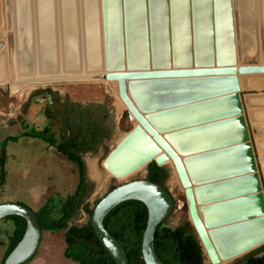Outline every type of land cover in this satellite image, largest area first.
I'll use <instances>...</instances> for the list:
<instances>
[{"label":"water","instance_id":"1","mask_svg":"<svg viewBox=\"0 0 264 264\" xmlns=\"http://www.w3.org/2000/svg\"><path fill=\"white\" fill-rule=\"evenodd\" d=\"M154 1L156 0H141L140 22L143 30L141 37H138L133 34L132 30H122V28H125L122 20L123 17L126 28H131V22L126 18L128 8V2H126V0H100L101 26L100 32L97 34L98 49L96 50L99 61L100 58H102L99 62L101 65L98 66L100 67V70H96L95 74L89 75L88 78L81 77L79 79H69L67 76L58 74L56 70H51L50 75L52 76H47L49 77L48 80L41 81L40 83L37 82L38 84L35 85H52L63 82H107L113 83L117 86L119 98L138 124V127L136 126V128L140 127V129H142L150 137V139L154 141L155 145L159 146L160 149L164 151L165 157L162 158L168 157L171 159V167L181 185V188L183 189L187 202L189 222L193 227L197 240L202 247V252H205L210 264H221L217 253L213 248L211 240L206 233L205 229L208 225L206 226L205 223H202L197 209L194 185L201 186L203 181L201 178H195L197 174L189 171L187 165V163H189L190 156L193 153H197L202 146L190 144L189 146L187 145L184 147V152L181 153L182 155L177 154L159 134V130L163 128H157L155 123L158 122L156 121L157 119L162 120L165 122L164 125H170V127L167 128L170 129L175 127V122H173L172 118L176 116L178 117V121H180L176 122L178 127H182L183 125H192L191 127L194 128L201 123V128H195L194 131L189 129V131H187L201 135L204 134L207 129L211 130L219 127L223 128V125L227 122L236 125L235 122H237L241 133L239 138L235 139L231 145L225 147L223 145L227 140L224 141V139H222L216 144L209 141L207 146H205L206 149H210V147L220 148L221 145L224 148L216 149L217 152H215L216 150L212 151L214 149H211V152L215 153L206 152L205 156H213L214 159H218L221 154L230 155L233 152L232 145L238 144L239 146L237 145V149L246 154L247 160L249 161L246 170L234 171L224 169L225 172L219 173V175H221L220 177L230 175L234 178L241 179L244 178L246 173L251 171L252 173L248 175V177L254 180L253 191L255 190V195L259 198L261 211H264L263 191L260 179L256 174L257 168L255 160L250 158L249 154L251 155L252 151L250 148L249 151L247 144H244L245 141H248L247 135L243 130V124H245L244 118H239V120L232 118L234 114L241 111L240 107L238 108V106H236L232 98H238V92L240 91L236 79L237 76L241 78L242 86L246 89L248 88V82L246 80L242 81L243 78L248 76H264V59L261 60L259 58L258 40L256 39V36L259 33L257 17L261 15L262 11V7L258 6V2L260 3L262 0H251V3L248 4L249 6L247 5V9L251 10L253 15V22L251 24L252 29L250 31L241 29L240 17L238 14V0H230V5L228 0V7L227 2L225 3L226 0H223V5L220 4L221 1L218 2L217 0H158L157 4H155ZM110 4H113L117 8H115L118 23V38L116 39V42L118 43L119 41L121 47L120 56H117L114 59L109 55L110 46L107 33V13ZM258 8L259 12H257ZM229 10L230 17L228 14L226 24H228L231 29H227V27L225 25L224 26L227 31L231 33L234 31L236 33V42H231L230 45H227V53L222 54L225 60L221 56V58H218L217 63H215L213 62V59L214 55L217 53V49H215L214 40L210 37L213 34V30H215L214 27L216 26V18L219 13L222 11L223 14H227L229 13ZM123 13H125V16ZM232 24H235V26L233 27ZM158 29L160 35L163 34L162 43L156 41ZM260 31L262 32L261 25ZM242 34H251L252 44L248 49L249 51H247V53H249L247 57L245 56L243 62L239 61L240 63L237 64L233 61H235V58L239 59V38ZM134 35L138 37L140 42L144 43V46L146 47L144 48V51H142L143 58L138 63H132L133 52L132 49L130 50V46L133 42L132 37ZM82 36L83 34H77V46H79V48L81 47L83 50L86 46V40L85 36L81 39ZM122 37H124V40ZM183 38H185L186 55L184 56L183 53L180 58L179 55H177V50ZM14 40L15 36L11 32H7V34L0 40V50H3L4 46H6L10 61L13 56L17 57L18 50L17 48L15 49ZM124 41L128 43L125 56L122 48V43ZM198 41L202 43L205 50L207 47L204 57H202V54L200 55L202 59L200 57L197 58ZM53 44L55 45L53 51L55 52V55L58 56L59 45L56 40V34ZM235 44L237 45L235 46ZM161 46L163 49L162 52L159 48ZM236 49H238V51ZM193 52L197 57L193 58ZM220 60L223 62H220ZM12 65L13 63L11 62L10 66ZM12 72L13 69H10L11 74ZM10 78L11 79H9L7 84L9 85L11 91L13 86L16 88H23L25 85L22 80L14 81L12 80V76H10ZM226 80H229L232 83V86L228 87L227 85L226 87L221 88V82H228ZM20 82L23 84L21 83L22 85L18 86ZM28 83L33 84L36 83V81H29ZM128 85L149 88L150 92L153 91L156 93L153 97L154 104L149 107L150 114L154 116L153 120H148L147 117L149 116L144 114L147 107L144 106L143 103L140 102L138 104V102L132 101L129 98L127 89ZM166 88L167 91L170 89L171 94L166 91ZM19 90L20 89H18V91ZM231 92L233 93L230 96L225 95V93L230 94ZM213 93L218 96L221 94L218 98L223 97L231 100V108L228 111H223L216 115H209L206 118H199L192 121H189V119L186 120L188 117L186 114L199 112V105L202 103H196L194 101H196L198 97L204 98L209 97L211 94L214 95ZM190 101H193L194 103L190 104ZM188 107L191 112H186V108ZM235 108L238 112L235 111ZM212 120L215 125L209 123ZM252 133L255 137L259 134L257 133V128L256 130L252 128ZM256 146L260 151H263L264 148L261 146L259 138H257ZM201 157L203 156H192L193 162L197 163L196 161L202 159ZM152 161H154L159 167L167 165V163H162L157 159H153L147 161L144 164V167ZM207 161H205L206 165ZM201 163L202 162L193 166H197ZM215 175L217 174L211 175V177H215ZM106 183L107 181L104 180L101 187H104ZM235 195L242 198V196L246 194L238 192ZM211 199L213 200L214 198ZM127 201H138L144 204L148 212L146 227L141 241V259L143 263L162 264L155 254L153 240L158 227L173 213L175 203L169 191L165 187L154 182H150L145 179L133 180L120 184L107 193L94 207L90 218V224L96 238L115 264H129L128 257L122 246L103 227V220L106 215L115 207ZM11 216L23 218L26 221V230L20 242L7 256L3 264H26L35 256L40 246L42 231L35 213L28 207L15 202L0 204V221ZM263 244L264 243L258 247ZM256 248L238 255L237 257L231 259L230 262L242 257Z\"/></svg>","mask_w":264,"mask_h":264},{"label":"bare ground","instance_id":"2","mask_svg":"<svg viewBox=\"0 0 264 264\" xmlns=\"http://www.w3.org/2000/svg\"><path fill=\"white\" fill-rule=\"evenodd\" d=\"M217 1H221L220 4L223 5V0ZM227 1L228 0H226L225 3ZM238 1V14L240 17L241 29L250 31L252 29L251 24L253 22V15L252 11L247 8L249 6L248 4L251 3V0ZM3 2L4 18L3 16H0V29L5 26V35L7 34V32H11L12 34H14V45L15 49L17 48L18 51L17 57L13 56L12 60L10 61L6 46L3 48V50H0V86L8 83L9 79H11L10 76H12V80H22V82L25 84L23 88H16L13 86L12 89L16 92L18 91V89L24 90L25 88H31L33 85L38 84L41 81L48 80L49 77L47 76H52L50 75L51 70H56L58 74L61 75H64L66 70H71L73 74L64 75L69 77V79H79L81 77L88 78L89 75L95 74L96 70H100V67L98 66L101 65V63L99 62L102 60V58H100L99 61L98 53L96 52V50L98 49L97 34L100 32L101 26L100 0H92L91 2L90 0H3ZM95 2L97 4L99 3V13H97V9L95 11ZM126 2H128L126 18L130 20L131 28H126L123 17L122 20L125 28H122V30H132L133 34L141 37L143 30L140 22L141 0H126ZM154 3L157 4L158 0L154 1ZM113 4H110L107 13L108 35H118V26L115 24V22H117V17L115 15L116 6H114ZM258 4V6L262 7L261 15L259 13L260 16L257 17L258 24L259 26L261 25L262 28V32L258 29L259 33L257 35L260 37L257 38V40H259L257 42L259 47L258 53L260 54V52H264V0H262V2L260 3L258 2ZM113 15L115 16V18ZM123 15L125 16V13H123ZM227 15L230 17V10L227 14H223L222 11L219 13L216 18V26L214 27L215 30H213V34L211 35V38L214 40L215 49H217V53L214 55L213 59V62L215 63H217L219 57L221 58L222 54L227 53L226 47L231 43V32L227 31L225 28L226 26L227 29H231V27L226 24ZM3 19L5 24L3 23ZM98 23L99 26H97ZM232 26L234 27L235 24H232ZM31 32H33L34 35H38L39 37L37 38V44H35L34 46V48H36L37 50V54H35V59L33 60L32 67H28L26 64V60L29 58V54L27 55L26 53H23V50L21 48L23 46L20 45L25 43V36L27 37ZM55 34L56 40L59 44H63L64 49L61 53L62 57L59 58L55 57L56 55L53 51L55 46L53 44ZM76 34L85 35L86 46L83 50L81 49V47L79 48V46H77V41H75L73 38V36H76ZM5 35L3 32H0L1 38ZM135 35L132 37L133 42L130 46V50L132 49L133 52L132 61L135 60V63H138L140 60H142V51H144V48L146 47L144 46V43H141L140 39ZM62 37L64 41L61 42L60 40H62ZM162 37L163 34L160 35L158 29L156 41L162 43ZM251 37V34L241 35L242 46L239 42L240 55L239 59H234V63L239 64V61L243 62L245 56L247 57V55L249 54L247 53V51H249L248 49L252 44ZM116 44L117 42L115 39V41H112L111 48H115ZM123 45L126 49L128 43L124 41ZM159 48L162 52V46ZM206 50L202 43L198 41V57L195 56V53L193 52V58L200 57L202 59V57H204L205 55ZM177 51V55H179L180 58L182 57L183 53L184 56L186 55L185 38L182 39ZM201 54L202 57L200 56ZM262 58L264 59V55L261 56V59ZM11 62L13 63L12 66H10ZM220 62L223 61L220 60ZM10 69H13L12 74L10 73ZM23 70L25 73H23ZM29 81H36V83L29 84ZM226 81L228 82H221V84L219 83L221 85V88L226 87L227 85L228 87L232 86V83L229 80ZM22 82H20L18 86H21L23 84ZM237 82L240 89V80H238V78ZM127 89L129 98L132 101L138 102V104L140 102L143 103V105L147 107L144 114L149 116L147 117L148 120H153L154 116L150 114L149 107L153 106V97L156 93L153 91L150 92L149 88H143L139 86L137 87L134 85H128ZM167 92L171 94L170 89H168ZM213 94L214 95L211 94L212 96L209 95V97H198L196 101H194L196 103L203 104L202 107H199L198 115L206 118V116L216 115L223 111H228L231 108V100L225 99L223 97L218 98L221 94L219 96L215 95V93ZM194 102L190 101L189 103L191 104ZM200 116L198 117L200 118ZM209 123L214 124L213 121ZM235 123L236 125L227 122L225 125H223V128L219 127L211 130L207 129L204 134L201 135L190 134L192 136L189 137V139L191 140L192 144H207L209 141H212V143L216 144L219 143L218 141L222 139H224V141L227 140V142H234V140L238 139L241 135L238 123ZM155 124L157 125V128H163L159 130V134L164 138L165 142L177 153V151H179L177 146L183 141L181 137L178 135L179 137L174 138L172 136L173 134H171L172 131L169 132L170 129H165L166 126L164 124L161 125L159 124V122ZM136 126L138 127L137 122ZM184 134L187 135V133ZM172 144L175 148L171 146ZM237 147V145L233 146V154L231 153L230 156H223L224 158H222L221 156L218 157V159H221L218 160L221 167L216 163H214L212 166L213 175L217 174L215 175V177H217L219 173H222L224 168L234 169V171L241 170L240 166L244 164V159L245 166H248L247 164L249 161L247 160L246 154L237 149ZM202 155L204 156V154ZM162 157H165L164 151L161 150L159 146L155 145L154 141L150 139V137L139 127L135 128V132H133L129 137L126 138L125 142L117 151H115V153L109 155L106 158V160L102 164V167L108 176L123 180L130 175H133L136 172L140 171L144 167V164L149 160L157 159L159 162L167 164L170 163L172 165V161L170 158H168L167 156V158ZM199 165L193 166L196 171H208L201 168ZM198 172L195 178L198 177L204 180H202L203 182L201 183V186L194 185L195 194L197 193V191H200V188L202 187L209 188L210 186H213L211 184L212 181L207 180V177L211 175L210 173ZM223 181H228V184L225 185ZM214 184L216 187L214 192L204 191L201 195L198 194L201 200H199L197 194V196L195 195V199L201 221L202 223H205L206 226L208 225L205 229L206 233L211 240L220 263L225 264L230 262L231 259L237 257L238 255L250 251L264 243V211H261V203L259 202V198L257 197V195H255V190L253 191L254 180L247 177V173L245 174L244 178L240 179L231 176L228 179L216 181L214 182ZM250 191H253L254 194H252V192ZM238 192L246 195H243L242 198L237 197V195L235 194H237ZM211 198L214 199L212 200ZM214 205L218 206L212 207Z\"/></svg>","mask_w":264,"mask_h":264},{"label":"rangeland","instance_id":"3","mask_svg":"<svg viewBox=\"0 0 264 264\" xmlns=\"http://www.w3.org/2000/svg\"><path fill=\"white\" fill-rule=\"evenodd\" d=\"M91 1L92 0H90V2ZM95 5V11L97 9V13H99V5L97 3ZM3 12L4 2L3 0H0V16H3L4 18ZM3 23L5 24L4 19ZM115 24L118 26L117 22H115ZM97 26H99V23ZM258 27L260 31V26ZM0 32H3L5 35V26L0 29ZM38 37V35H34L33 32H31L27 37L25 36V43L20 45L23 46L21 47L23 53H26L27 55L29 54V58L26 60L28 67H32L35 54H37V50L34 46L37 44ZM108 37L110 51H112H109V54L110 57L114 59L117 56H120L121 47L119 41L115 48H111L112 41H115V39L118 38V35H108ZM230 37V42H236V33L234 31L233 33H230ZM256 37L260 38L259 36ZM73 38L77 41V34L76 36H73ZM60 41H64L63 37ZM239 42L241 44V35ZM58 45L59 49H62H60L61 51L59 50L60 52L58 57L57 55L55 56L56 58L62 57L61 53L64 50L62 43H58ZM236 45L237 44H235V46ZM122 48L125 52L124 55H126V49L124 48L123 43ZM236 50L235 52H237ZM258 55L261 59L264 52H260ZM132 63H135V60L132 61ZM23 73H25L24 70ZM71 74H73L71 70H66L64 75ZM237 78L240 80L239 83L241 90L238 92V98H232L233 102H235L238 108L240 107L242 112H238L235 108V111L238 113L234 114L232 118L236 120L244 118L245 124H243V130L248 139L244 144H247L248 150L250 151L251 149L252 151V154H249V156L255 160L257 168L256 174L260 179L264 197V149L263 151H260L256 146L257 138H259L261 146L264 148V76H248L243 78L242 81L246 80L248 82L247 89L243 88L241 78H239V76H237ZM44 89H51L53 92L57 93L61 99L68 98L72 102L83 105L87 103H106L112 110L114 130L111 139L105 141L98 151L86 154L83 158L86 166L87 179L95 186L92 195L88 199L90 207L94 205L95 201L100 200L105 194H107L110 186H117L133 180L145 179L147 166L123 180L108 176L102 167L106 158L117 151L126 138L135 132L136 128V121L119 98L117 86L113 83L63 82L52 85H33L31 88H25L24 90L20 89L17 92L13 91V89L11 91L7 83L1 85L0 102L2 104H0V144L11 136H20L23 132H29L32 129L39 131L47 125V120L43 113L45 106L44 101L39 98L28 102L32 93ZM232 93L233 92L230 94L226 93L225 95L230 96ZM125 116L126 120L124 123L120 124ZM57 128L58 125L53 128V131L56 132ZM252 128L255 130L257 128V133H259L257 134V136L259 135L258 137L253 135ZM5 150L7 156L4 166L6 176L4 183L0 186V204L15 202L25 205L36 213L49 201H52L59 206L61 201L74 192L78 179L77 167L58 154L54 148H49L40 140L24 137L20 138L17 143H8ZM165 167L169 169V175L164 186L173 197L175 203L174 211L168 218L167 225L171 228H176L184 220L189 222L187 202L183 189L176 178L171 164L168 163ZM104 180H106L107 183L104 187H101ZM87 220V215L82 213L77 219V224H84ZM11 228L12 224L10 222L5 220L0 221V264H2L4 258L7 235ZM64 251V233L61 231L55 233L44 231L42 232L41 243L35 256L26 264H75V262L65 258ZM203 255L204 264H210L205 252H203ZM225 264H232V261Z\"/></svg>","mask_w":264,"mask_h":264},{"label":"trees","instance_id":"4","mask_svg":"<svg viewBox=\"0 0 264 264\" xmlns=\"http://www.w3.org/2000/svg\"><path fill=\"white\" fill-rule=\"evenodd\" d=\"M39 98L44 101L43 113L47 125L42 130L32 129L23 132L20 136H11L2 141L0 186L6 176L5 148L8 143H17L20 138L28 137L40 140L49 148H54L58 154L77 167L78 179L74 192L61 201L59 206L49 201L35 213L41 231L63 232L64 256L75 264H115L96 238L90 224L93 209L102 198L90 207L88 199L95 186L87 179L83 159L86 154L95 153L105 141L111 139L114 130L112 110L106 103L83 105L68 98L61 99L51 89L32 93L28 102ZM125 120L126 116L120 124ZM56 125L58 128L54 132L53 128ZM168 175L167 167H159L152 161L147 165L145 180L165 187ZM115 187L116 185L110 186L107 193ZM82 213L87 215L88 220L84 224H77V219ZM147 216L148 212L144 204L127 201L115 207L103 220V227L122 246L129 264H144L141 259V241ZM4 220L10 222L12 228L7 235L2 264L20 242L26 230V221L21 217L11 216ZM167 220L158 227L153 240L154 251L159 261L162 264H204L202 247L190 223L184 220L176 228H171L167 225ZM232 264H264V244L235 259Z\"/></svg>","mask_w":264,"mask_h":264},{"label":"crops","instance_id":"5","mask_svg":"<svg viewBox=\"0 0 264 264\" xmlns=\"http://www.w3.org/2000/svg\"><path fill=\"white\" fill-rule=\"evenodd\" d=\"M200 105H203V104H200ZM199 105V107H202V106H200ZM186 109H189V108H186ZM187 112H191L190 110H186ZM185 116V115H184ZM186 116H188L187 118H186V120H188L189 119V121H192L193 119H196L197 120V118H199L198 116H200V115H198V112H192V113H188V114H186ZM207 117V116H206ZM175 118V119H174ZM201 118H204V117H200V119ZM172 119H174L173 120V122H180V121H177L178 120V117H173ZM177 119V120H176ZM184 119V118H183ZM158 120V119H157ZM213 121V120H212ZM212 121H210V122H212ZM158 122H159V124H165V122L164 121H162V120H158ZM170 123V122H169ZM201 124V123H200ZM200 124H198V126H196V127H191L192 125H183L182 127H178V125H177V123L175 124V127H172V128H170V130L169 129H167L168 127H170V125L169 124H167V125H165L166 127H165V129H167V130H169V132H171V134H173L172 136L174 137V138H176V137H181V139L183 140L182 141V143H180L177 147H178V149H179V151H177V153H180V155H182L181 153H183L184 152V147H186L187 145L189 146L190 144H192V142H191V140L189 139V137H191L192 135H190V134H194V133H191V132H187V131H189V129L191 130V131H194V129L195 128H201L200 127ZM164 129V130H165ZM175 129V130H174ZM187 133V135L186 134H184V133ZM179 135V136H178ZM183 135V136H182ZM195 135V134H194ZM190 140V141H189ZM172 142V141H171ZM226 143H224V147L227 145H231L232 144V142H227V141H225ZM184 143V144H183ZM205 143V142H204ZM212 143V142H211ZM195 146H197V145H201L202 147L199 149V151L197 152V153H193L192 154V156H196V157H199V156H203L202 154H204V156L203 157H201L202 159H199V160H197L196 162L197 163H194L193 162V159H192V156H190V158H189V161H191V162H189L190 164H188L187 163V165H188V170L189 171H192V170H194V171H192V172H195L196 174H197V172L198 171H196L195 169H194V167H193V164H198V163H200V162H202L201 164L202 165H199L201 168H203V169H205V170H208V171H205V172H198V173H210L211 175H213V173H212V171H213V164L214 163H216V164H219L220 162H218V160H221L220 158L219 159H214L213 158V156H210V157H208V155H206V157H205V153L207 152V153H215V152H217V150L216 149H220V148H224V147H222V145L220 146V148H215V152H211V149H214V148H212V147H210V149H206V147L205 146H207V144H202V143H198V144H194ZM236 145V144H235ZM235 145H232V148H233V146H235ZM172 147H174L173 146V144L171 145ZM183 146V147H182ZM179 147H181V148H179ZM175 148V147H174ZM203 149V150H202ZM206 149V150H205ZM176 150V149H175ZM182 150H183V152H182ZM210 151V152H209ZM214 151V150H213ZM198 154V155H197ZM201 154V155H200ZM232 154H233V152H232ZM231 155V154H230ZM230 155H228V156H230ZM219 156H221L222 158H224L223 156H227L226 154L225 155H223V154H221V155H219ZM185 160H186V158H185ZM208 160V161H207ZM205 161H207V165L205 164ZM206 166V167H205ZM219 166L221 167V165L219 164ZM190 168V169H189ZM240 168H241V171H243V170H245V168H247V166H245V159H244V164L242 165V166H240ZM192 169V170H191ZM225 169V168H224ZM228 170H234V169H228ZM235 171H237V170H235ZM223 172H225V170H223ZM222 172V173H223ZM225 174V173H224ZM223 174V175H224ZM251 174V172L250 173H247V177H248V175H250ZM211 175L209 176V177H207V180H209V181H212V185L213 186H210L209 188H206V187H202V188H200V191H197V195L199 194V195H201L202 194V192H204V191H207V192H214L215 191V184H214V182H216V181H221L222 179H228L229 177H231L230 175H226V177H220L221 175H218L217 177H211ZM212 178V179H211ZM218 178V179H217ZM202 180H204V179H202ZM206 180V179H205ZM214 181V182H213ZM224 183H225V185H227L228 183V181H223ZM250 192H252V194H254L253 193V191H250ZM199 195H198V198H199V200H201L200 199V197H199ZM204 199V198H203ZM202 199V200H203ZM212 201V200H211ZM212 207H215V206H212Z\"/></svg>","mask_w":264,"mask_h":264}]
</instances>
